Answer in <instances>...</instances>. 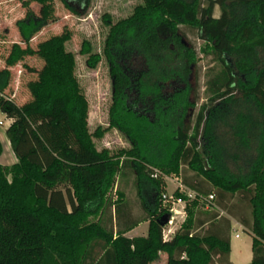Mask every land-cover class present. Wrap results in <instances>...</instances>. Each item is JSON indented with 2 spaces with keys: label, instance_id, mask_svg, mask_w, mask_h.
Wrapping results in <instances>:
<instances>
[{
  "label": "trees",
  "instance_id": "1",
  "mask_svg": "<svg viewBox=\"0 0 264 264\" xmlns=\"http://www.w3.org/2000/svg\"><path fill=\"white\" fill-rule=\"evenodd\" d=\"M32 2L41 6L40 16L29 8ZM90 2L61 0L76 16L85 15ZM23 7L25 17L15 26L25 48L14 44L0 71V112L12 121L6 137L17 159L0 164V264H152L161 252L168 255L165 264H232L230 218L252 234L250 264H264V0H143L114 25L106 16L113 102L109 128L93 134L76 56L66 50L71 33L36 50L30 46L55 20L54 0H27ZM186 30L203 42L200 55L218 65L206 82L212 109L202 105L193 119L200 97L197 92L191 100L190 79L198 81L199 54L185 41ZM80 54L88 56L90 69L100 63L89 42ZM28 56L44 65L32 71L31 100L18 106L4 93L9 68ZM229 110L235 119L224 135L219 126ZM53 116L63 118L69 132L57 130L58 142L43 123ZM110 129L124 134L131 149L98 152L93 140ZM77 148L88 157L80 159ZM128 176L143 217L132 216L119 189ZM170 177L184 187L172 199L166 194ZM210 196L211 203L202 201ZM178 200L185 202L186 217L165 241L163 219ZM145 221L146 237L125 236Z\"/></svg>",
  "mask_w": 264,
  "mask_h": 264
},
{
  "label": "rangeland",
  "instance_id": "2",
  "mask_svg": "<svg viewBox=\"0 0 264 264\" xmlns=\"http://www.w3.org/2000/svg\"><path fill=\"white\" fill-rule=\"evenodd\" d=\"M25 1L27 0H20L21 6L24 8V17L27 10V8L23 7V2ZM141 5H143V0H91L87 13L83 16H76L65 8V6L61 3V0H54L55 20L50 22L41 32H39L30 43L32 49L36 50L40 43L54 36L61 35L65 31H69L71 33L72 38L66 44V50L74 53L76 56L75 75L78 79L81 91L88 102V130L91 134H93L98 128H109V110L113 102V78L110 73V65L104 54L105 41L110 29L105 22V17L109 16L111 18V25H114L123 19L129 18L133 14L135 8ZM29 8L36 15L40 16V5L32 2L30 3ZM220 13V8L216 7L214 17H218ZM8 14L10 15L9 17H0V71L7 68L5 61L14 44H20L23 48H25V45L21 44V38L15 26V22L22 19L20 18L21 14L14 11L9 12ZM186 34L187 37L185 41L190 42L196 48L197 54H199L198 64L200 74L198 76V81L195 79V76L190 79L192 85L191 100L194 103L196 102L195 98L197 92L200 97L199 102L196 103L194 108L190 111L191 118L193 119L202 105L207 104L209 108L211 107L208 101L206 82L209 78L208 75H211V72L218 70V65L215 64L210 57L200 55L199 49L203 45V42L198 39L196 33L186 30ZM85 42H89L92 46L93 53H97L101 57L100 63L95 69H90L88 67V56L80 54ZM43 65V61L38 57L28 56L14 67L9 68V71L11 72V81L8 89L4 93L5 97L13 100L18 106H23L28 103L31 100L28 84L37 79L36 73L32 71H40ZM234 112L235 111H231L229 118L223 121L224 123L219 126L221 134L228 132L229 127H225V124H234ZM0 121L4 123V125L0 128V138L4 139L6 136L5 129L7 128V119L1 112ZM53 121L58 124L54 125ZM44 122L47 123V126L51 129L47 131V135L51 138V140H56L57 142L59 141L57 137V130L59 131V129L63 131V134L69 133L67 125L60 116H53L48 121H43V123ZM225 139H227V141L228 139H231L230 135H226ZM93 141L98 152L108 150L111 155L117 154L122 150L128 151L131 149L130 141L124 134L116 129L108 130L102 138H95ZM228 145L229 142H227V146ZM59 148L64 150L66 146L63 144L62 146L57 147L58 150ZM76 150L80 159L83 160L88 157L84 151L80 152L78 148ZM230 151L233 153L238 152L233 149H230ZM184 170L187 174H189L187 167H185ZM133 179L134 178L132 176L121 178L119 186L120 191H122L125 194V197L132 202L136 201L137 198ZM165 181L167 183L166 194L170 198L173 193L180 188V179L178 180L175 177H170L166 178ZM181 207L182 206L179 204L174 205V208L178 211H181ZM141 215L144 214L141 213ZM181 217L182 215H176L174 212L171 213L169 221L164 228V240H169L174 236V233L183 223ZM145 228H148V225L141 227L135 235L140 236L141 232H143ZM170 230H173L174 232L169 234L168 238H165V235L168 234ZM236 235L240 237V240H235ZM232 236L233 244H236V242L244 243L246 251L248 250V233L246 231L237 228L233 231ZM167 259V253L161 252L158 259L152 264H165Z\"/></svg>",
  "mask_w": 264,
  "mask_h": 264
},
{
  "label": "crops",
  "instance_id": "3",
  "mask_svg": "<svg viewBox=\"0 0 264 264\" xmlns=\"http://www.w3.org/2000/svg\"><path fill=\"white\" fill-rule=\"evenodd\" d=\"M35 3V2H33ZM37 4V3H36ZM33 5V4H32ZM31 5V6H32ZM39 5V4H37ZM24 8H22L20 0H0V17L6 18L9 17L10 15L8 14L9 12H16V13H20L21 17H24ZM2 14V15H1ZM220 16V15H219ZM218 16V17H219ZM216 17V18H218ZM17 22V21H16ZM15 22V24H16ZM12 121L7 120V128L11 125ZM7 128L5 129V132L7 130ZM6 135V134H5ZM5 140V141H4ZM0 141L2 143L3 146V154L0 156V164L3 166H12L14 164L17 163V159L11 149V145L10 142L8 141L7 137L5 136L4 139L0 138ZM7 144V145H6ZM137 197V195H136ZM126 201H129L126 198ZM133 214L136 215H132L134 218L136 217H143L144 215H141V209H140V203L138 201V198H136V201L132 202L129 201ZM139 211V212H138ZM138 213V215H137ZM220 215H224L223 213H221ZM231 220V254H230V261L232 264H236V263H240V264H250L253 258V253H252V234L251 232L246 229L240 222H238L237 220L230 218ZM148 225V228H145V230H143V232H141L140 236L139 235H135V233L143 226ZM241 229L243 231H246L248 233L247 236V245H248V250L246 251L245 249V245L244 243H240V242H236V244H233V231L235 229ZM149 229V222H142L140 223L138 226H136L135 228H133L132 230H130L129 232L126 233V237L128 238H135V237H146L147 236V232ZM235 240H240V237L238 235L235 236Z\"/></svg>",
  "mask_w": 264,
  "mask_h": 264
},
{
  "label": "built area",
  "instance_id": "4",
  "mask_svg": "<svg viewBox=\"0 0 264 264\" xmlns=\"http://www.w3.org/2000/svg\"><path fill=\"white\" fill-rule=\"evenodd\" d=\"M4 125L3 122L0 121V128ZM159 175V172L158 171H154V173L151 175L153 178H157ZM180 191H184V187L180 184ZM191 197H192V194H189ZM169 198V197H168ZM169 199H172V197H170ZM213 200V196H210L208 198H204L202 199L203 202L209 204L211 203V201ZM181 205V211H178L174 208V205ZM208 207V206H207ZM174 212L176 215H182L181 219L182 221L184 222L185 220V217H186V212H185V202L181 201V200H178L177 202H173V206H172V210H171V213ZM174 231L173 230H170L168 234L165 235V238H168L169 237V234H172ZM165 240H168V239H165Z\"/></svg>",
  "mask_w": 264,
  "mask_h": 264
},
{
  "label": "water",
  "instance_id": "5",
  "mask_svg": "<svg viewBox=\"0 0 264 264\" xmlns=\"http://www.w3.org/2000/svg\"><path fill=\"white\" fill-rule=\"evenodd\" d=\"M169 218H170L169 216H165L164 219H163L164 222L162 223V225H166L168 223V221H169Z\"/></svg>",
  "mask_w": 264,
  "mask_h": 264
},
{
  "label": "bare ground",
  "instance_id": "6",
  "mask_svg": "<svg viewBox=\"0 0 264 264\" xmlns=\"http://www.w3.org/2000/svg\"><path fill=\"white\" fill-rule=\"evenodd\" d=\"M7 145V144H6Z\"/></svg>",
  "mask_w": 264,
  "mask_h": 264
}]
</instances>
